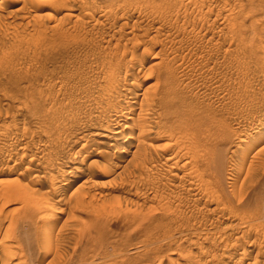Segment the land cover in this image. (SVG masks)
I'll return each instance as SVG.
<instances>
[{"label":"rangeland","instance_id":"374dc122","mask_svg":"<svg viewBox=\"0 0 264 264\" xmlns=\"http://www.w3.org/2000/svg\"><path fill=\"white\" fill-rule=\"evenodd\" d=\"M119 1L121 2L0 0V263L13 264L19 260L21 264H254L255 260H258L257 264H264V207L257 202L258 199L264 200V160L261 159L264 155H260L264 153V32L261 29L264 28V25H261L264 22V0H252L256 5L250 0H201L206 4L203 5L206 9L201 11L203 3L200 0L191 1L193 5L189 3V6V0H183V7L180 6L181 1L176 2L178 0H126L127 3L125 0H122V3ZM134 1L138 2V6L148 7L150 10L147 8L145 11L149 12H144L141 7L143 11L139 7L136 8ZM146 1H150L151 5ZM152 1H155V4ZM170 1L178 8L175 9L174 4L167 7L169 3H165ZM144 3L147 5L144 6ZM156 3L161 5L157 6ZM222 3H227V6ZM250 4L258 7L255 14H252L254 9L247 10L251 7ZM242 5L246 7L243 8ZM68 6L72 12L67 9ZM199 6L198 10L203 18H209L208 22L206 18L198 17ZM229 6L231 10H228ZM127 7L134 12L130 9L127 11ZM161 7L170 8L167 9V14L166 10L164 12L163 8L161 9L166 16L162 11L158 12ZM195 9L199 12L196 13L197 17H194ZM177 10L178 17H175ZM203 10H210V13H202ZM226 10L227 13H237L236 16L234 13L232 15L238 18L240 25H245L241 29H245L247 34L250 33L249 36L255 32V37H249L244 33L245 30H241L245 35L243 43L242 35L235 32L236 28L235 31L231 29V26L230 34L229 20L234 17L227 14ZM142 12L147 16L151 12L149 19ZM179 12H184V16L188 14L186 17H190L191 21L196 19L194 22L189 21V18L186 20ZM123 14H127L125 18ZM204 14H210V17ZM225 14L227 16H224ZM256 14V21L262 18V22L259 20L260 25L255 26ZM156 18L163 22L168 20L161 24L160 19L156 21ZM175 18L181 21H176ZM202 19L207 22L204 23L207 28L202 25ZM183 21H187L191 26V32L190 26L182 23ZM195 21L196 28L193 26ZM180 24L182 28L186 27L185 31L177 26ZM210 25L212 28L209 31ZM251 25H254V28ZM257 26L259 27L256 30ZM177 27L182 34H178ZM192 29L197 30L195 32ZM202 34L204 40H200ZM248 37H254L252 40L255 43L251 42L250 45ZM238 38L242 41L240 45L237 44ZM256 43L259 44L258 47ZM248 45L251 48L247 47ZM149 68L153 69V72H149ZM166 68L168 70L165 71L171 74L168 80L169 73L164 71ZM162 76L164 79H161ZM114 79H117V83H114ZM110 83H119L120 90ZM148 87L150 89H147ZM115 88L118 92L113 91ZM129 91H135L136 95L133 93L135 97L132 107L130 106L131 119L126 120L127 123L117 129L121 139L129 129L136 127L135 119L138 118L136 116L139 107H142L140 105L151 103L148 108L152 107L157 111L161 102L168 100L169 96H174V101L170 97L169 103L173 104L170 110L175 109L174 112L177 115L182 114V118L190 115L192 119L197 120L214 121L217 118V125H222L226 133V166L220 174H214L215 179L208 178L207 181V178H200V181L204 179V186L217 191L216 195L214 191L208 190L211 192L209 198L212 196L220 200L221 197V201L211 200L212 203L208 204L212 198L205 200L208 191L203 189V184L201 189L200 186L199 189L193 187L198 176L192 168H183V162L177 166H182L183 171L168 165L165 160L166 153H161L159 149L168 145L170 139L156 141L139 138V141L137 138L130 146L126 154L128 156L124 154L118 158L117 153L122 143L115 142L114 136L106 133L111 129L108 118L113 115V97L130 94ZM118 93L120 94L117 95ZM144 94L146 100L143 99ZM110 95H113L112 99H109ZM164 95L167 98L160 99ZM78 99L82 101L81 104L77 102ZM142 99L148 103L142 104ZM96 102L98 105L100 103V109ZM101 107L104 109L101 110ZM93 108L96 112H92ZM178 108L180 111H176ZM97 110L103 114L99 116L101 112ZM123 112L126 113V110ZM261 124L263 129L259 131L255 127ZM240 139L244 141L240 146L241 157L231 156L232 160L235 158L232 161L231 157L229 158L233 152L231 150L239 144ZM137 141L148 143H143L145 148L148 146L147 150L142 146L143 153L142 150L137 152ZM98 142L100 144H97ZM83 144L85 150L81 146ZM156 144L163 146L157 148ZM151 148L155 153L159 150L158 153L162 155L160 154L159 158L158 153L156 158L150 156L154 155ZM241 150H246V153H241ZM105 151L109 152L108 155ZM133 151L136 152L137 158L131 156ZM182 152L181 155L184 154ZM254 154L255 156H251ZM158 163L163 166L160 168ZM153 164H158L156 169ZM143 165L146 172L142 170ZM231 170L232 173H239V176L233 173V177L239 180L235 179V189L228 187L226 181ZM75 175H79V178L67 190L66 185ZM218 177L221 178L220 185L225 190L217 183ZM29 178H33L30 182L33 185L29 184L30 188L27 189L24 182L30 181ZM19 181L23 182L21 185H24L22 188L27 198L25 196L4 199L1 191L12 183L16 186L14 190L19 192ZM186 181L193 185H187ZM57 183L63 186H60L59 191H53V185ZM216 187L220 188L217 190ZM30 189L31 192H37L36 195L47 192L49 196H53L48 199L51 200L48 202L50 204L44 202L45 205L39 196L30 194ZM222 191L228 192L226 197L223 195L225 198ZM59 199H64L62 205L56 202ZM223 202L225 205L222 210L226 209L225 213L219 210ZM217 204L220 205L218 208ZM258 209L260 213L251 216ZM227 210H230V213L233 211V215ZM55 213L59 214L57 219H51L52 222L43 234L42 223L47 217L57 215ZM18 219H22V222L18 223ZM17 223L19 225L16 227ZM253 228H258V231ZM242 233L246 235L242 237ZM5 239L7 241H4ZM6 251L15 257L12 258ZM240 253L245 256L242 258ZM4 258L8 261L5 259L4 262Z\"/></svg>","mask_w":264,"mask_h":264},{"label":"bare ground","instance_id":"6f19581e","mask_svg":"<svg viewBox=\"0 0 264 264\" xmlns=\"http://www.w3.org/2000/svg\"><path fill=\"white\" fill-rule=\"evenodd\" d=\"M59 1V0H58ZM61 1V0H60ZM124 1V0H123ZM126 1V0H125ZM124 1V2H125ZM127 1H129V0H127ZM127 1L125 2V3H127ZM132 1V0H131ZM138 1V0H137ZM141 0H139V2H140ZM143 1V0H142ZM145 1V0H144ZM160 1V0H159ZM158 1V2H159ZM163 1H165V0H163ZM163 1H161L160 3H162ZM167 1V0H166ZM172 1V0H171ZM167 2V3H165V5L166 4H168L167 5V7L169 6V5H171L172 4V2ZM173 1H175V0H173ZM181 1V4H180V6L181 7H183L182 6V2H184L183 0H178V1H176V2H180ZM190 1V2H189ZM189 1H187L188 3V6H189V3H190V5L193 3V2H191V1H193V0H189ZM201 1V0H200ZM200 1H199V3H200ZM203 1V0H202ZM201 1V3H203ZM205 1V0H204ZM229 0H227V2H228ZM250 1H252V0H250ZM255 1V0H254ZM254 1H252L253 2V4H255V2ZM258 1V0H257ZM257 1H256V3H257ZM120 2V1H119ZM135 2V1H134ZM150 2V1H149ZM148 2V3H149ZM153 2V1H152ZM155 2V1H154ZM153 2V3H154ZM195 2V1H194ZM198 1H196V3H197ZM221 2V1H220ZM231 2H233V1H231ZM235 2V1H234ZM233 2V3H234ZM238 2V4L241 2H239V1H237ZM259 2V1H258ZM116 3V2H115ZM120 3H122V0H121V2ZM120 3H118L119 5L118 6H120ZM130 3H133V2H130ZM130 3L128 4V5H130ZM136 3H138V2H135V7L136 8H138L139 7V9H141V8H144V12H147V11H145L147 8L146 7H141L142 5H140V6H138V5H136ZM143 3V2H142ZM146 3H147V1H146ZM147 3V4H148ZM160 3H156V5L157 6H160L161 4ZM205 3V2H204ZM204 3L202 4V7H203V5H204ZM225 3V2H224ZM244 3V2H243ZM248 3H250V2H248ZM58 4H61V3H59L58 2ZM147 4H143L144 6H146ZM150 5H151V3H149ZM148 4V5H149ZM155 4V3H154ZM154 4H152L153 6H156V5H154ZM163 4V3H162ZM173 4H174V7H175V3L173 2ZM173 4H172V6H173ZM178 4V5H179ZM195 4V3H194ZM198 4V3H197ZM223 4V3H222ZM227 4V3H226ZM225 4V5H226ZM240 4H242V3H240ZM123 5H126V4H123ZM127 5V6H128ZM193 5V4H192ZM199 5V4H198ZM206 5V4H205ZM204 5V6H205ZM208 5H209V3H208ZM211 6L213 5V4H210ZM224 5V4H223ZM224 5V6H225ZM234 4H231V6H233ZM246 5V4H245ZM251 5V4H250ZM249 5V6H250ZM256 5V4H255ZM258 5H260V4H258ZM60 6V5H59ZM117 6V5H116ZM116 6H115V8H116ZM118 6H117V9H118ZM131 6H132V4H131ZM152 6V8H153V11H154V7ZM156 6V7H157ZM185 7L187 6V5H184ZM187 6V7H188ZM223 6V8H225ZM239 6V5H238ZM254 6V5H253ZM252 5H251V7L248 9L247 8V10H253V13L252 12H249V13H252V14H255L257 11L255 10L256 8H258L257 6H256V8L255 7H253ZM67 7V6H66ZM112 7H114L113 5H112ZM135 7L133 6V9H135ZM141 7V8H140ZM155 7V8H156ZM163 8V7H161L160 9H158L159 11L158 12H160V11H162V13H163V15H165L166 16V14H167V9L168 8ZM171 7V6H170ZM185 7H184V10H185ZM194 7H196V4L194 5ZM193 6H192V8H194ZM201 7V9H200V6H199V8H197V10L198 9H200V11L202 10V9H206L205 7H203L202 8ZM217 7V6H216ZM241 7H243V5L241 6ZM241 7H239V9L241 8ZM246 6H244L243 8H245ZM253 7V8H252ZM72 8V7H71ZM115 8H113V9H115ZM120 8H124V7H120ZM119 8V9H120ZM163 8V10H164V12H165V10H166V14L163 12V10H161ZM173 8V7H172ZM178 7L176 6L175 7V9H177ZM189 8V7H188ZM188 8H186V9H188ZM209 8H210V6H209ZM208 7H207V9H209ZM222 8V7H221ZM231 7L229 6V9L228 10H231L230 9ZM234 8H236V5L234 6ZM67 9H69V6H68V8ZM74 9V8H73ZM127 9H128V7H127ZM129 9H130V7H129ZM129 9L127 10V11H129ZM157 9V8H156ZM175 9H173V13H174V10ZM180 9V8H179ZM182 9V8H181ZM238 9V10H239ZM70 10V9H69ZM75 10V9H74ZM123 10V9H122ZM131 11H132V9H130ZM138 10V9H137ZM142 11H143V9H141ZM140 10V11H141ZM148 10H150L149 8H148ZM168 10H170V8L168 9ZM211 10V9H210ZM210 10L209 11H207V12H204V10L202 11V13H210ZM228 10H226V13H227V11ZM234 10V9H233ZM246 10V11H247ZM71 11V10H70ZM73 11V10H72ZM71 11V12H72ZM153 11H151L152 12V14H153ZM171 11H172V9H171ZM171 11H168V12H171ZM181 11V10H180ZM182 11H183V9H182ZM186 11V10H185ZM188 11V10H187ZM186 11V12H187ZM191 11H194V10H192L191 9ZM199 11V10H198ZM199 11V12H200ZM206 11V10H205ZM235 11V10H234ZM132 12H134V10L132 11ZM149 12V11H148ZM147 12V13H148ZM151 12L148 14V16L145 14V13H143V14H145L144 16L146 17V18H148V17H150L151 15ZM156 12V11H155ZM155 12H154V14H155ZM199 12H196V9H195V16L194 17H197L198 16V14L196 15V13H199ZM224 12V11H223ZM230 12V11H229ZM228 12V13H229ZM232 12V11H231ZM243 12V11H242ZM125 13H127L126 12V9H125ZM157 13V12H156ZM161 13V14H162ZM177 13H178V10L175 12V17H178V16H176L177 15ZM180 13V12H179ZM184 13V12H183ZM182 13V14H183ZM188 13V12H187ZM192 14L194 13V12H191ZM212 13V12H211ZM219 12H217V14H218ZM227 13V14H228ZM234 13V14H233ZM232 14L233 15H235L236 16V14H235V12H233ZM239 13V12H238ZM246 14L248 13V11L247 12H245ZM68 14H70V13H68ZM130 14V13H129ZM142 14V15H143ZM161 14H159V15H161ZM172 13H170V15H171ZM181 14V13H180ZM181 14V15H182ZM189 14H190V12H189ZM213 14V13H212ZM227 14H225L224 16H227ZM229 14H231V13H229ZM231 14V15H232ZM252 14H250V15H252ZM72 15V14H71ZM70 15V16H71ZM106 15V14H105ZM127 14H123L122 16H123V18H125V16H126ZM150 15V16H149ZM169 15V14H168ZM169 15V16H170ZM179 15V14H178ZM188 14H186L185 16L184 15H182V16H184V17H186ZM200 15H201V12H200ZM198 16V17H201V18H203L202 17V15L201 16ZM205 15V14H204ZM203 15V16H204ZM210 15V14H209ZM209 15H205V16H209ZM230 15V16H231ZM232 15V16H233ZM249 15V14H248ZM257 15V14H256ZM255 15V21H256V19L258 18V15L256 16ZM67 16H69V15H67ZM121 16V17H122ZM154 16V15H153ZM152 16V17H153ZM155 16H157V14H155ZM154 16V17H155ZM180 16V15H179ZM189 16V15H188ZM219 17H220V14L218 15ZM230 16H229V18H230ZM231 16V17H232ZM76 17V16H75ZM151 17V18H152ZM160 18L162 17V15L161 16H159ZM171 17V16H170ZM170 17H169V19H170ZM183 17V18H184ZM194 17H192V18H194ZM210 17V16H209ZM234 17V16H233ZM239 17V16H238ZM245 17H246V15H245ZM150 18V19H151ZM160 18H158V19H160ZM168 18V17H167ZM171 18H174V16H172ZM189 18V19H188ZM186 17V18H184V19H188L189 21H191V19H190V17ZM204 18H206V17H204ZM203 18V19H204ZM208 18V17H207ZM205 19L207 22H208V19ZM226 18V17H225ZM225 18H224V22H226L225 21ZM241 18V17H240ZM250 18V17H249ZM149 19V18H148ZM153 19V18H152ZM157 19V18H156ZM155 19V20H156ZM156 20V21H159V20ZM162 19V18H161ZM161 19H160V21H161ZM163 19H164V17H163ZM179 19V18H178ZM178 19H176L175 18V20L177 21ZM180 19H182L181 18V16H180ZM179 19V20H180ZM196 18H194L193 20H195ZM202 19V22H203V24L202 25H204V23L206 24L207 22L206 21H204ZM217 19H219L218 17H217ZM232 19V20H231ZM242 19H243V17H242ZM168 19H165V21H167ZM171 20V19H170ZM178 20V21H179ZM192 20V21H193ZM198 20H200L199 18H198ZM215 20V19H214ZM213 20V21H214ZM229 20V19H228ZM227 20V23L229 22V23H231V25H229V29L226 27V26H228L226 23V26H225V24L223 25V26H225V28L226 29H228L230 32V34H232V30L231 29H234V31H235V28H236V30L237 31H235L236 33H238V34H241L242 35V37L243 36H245L242 32H241V30L242 31H244L243 29H241L242 27H243V25L244 24H242V25H240L238 22V18L236 17H234V18H230V20L228 21ZM246 20V18H244V20L243 21H245ZM259 20L260 19H258V21H256L257 23H254V25L256 24H259L260 25V22H259ZM165 21L163 22V21H161V24H162V22L163 23H165ZM175 21V22H176ZM181 21V20H180ZM191 21V22H192ZM197 21V20H196ZM195 21V24L193 25V26H195L194 28H196V22ZM261 22H262V18H261V20H260ZM263 21H264V19H263ZM173 22H174V20H173ZM194 22V21H193ZM201 22V23H202ZM242 22V21H241ZM137 23V22H136ZM182 23H187V21H183ZM181 23V24H182ZM190 23V22H189ZM198 23H200V21H198ZM222 23V22H221ZM242 23H244V22H242ZM246 23V22H245ZM252 23V22H251ZM251 23H249V24H251ZM138 24V23H137ZM156 24V23H155ZM178 24V23H177ZM181 24L180 25H177V26H180L181 27ZM157 25V24H156ZM176 25V24H175ZM186 25H188V23L186 24ZM201 24H199V26H200ZM201 25V26H202ZM254 25H251V26H253V28H254ZM255 25V26H256ZM261 25H264V22L261 24ZM134 26H136V25H134ZM150 26H151V24H150ZM162 26V25H161ZM182 26H184V25H182ZM188 26H190V25H188ZM198 26V25H197ZM200 26V27H201ZM208 26V25H207ZM211 26V25H210ZM222 26V27H223ZM232 28H231V27ZM245 26V25H244ZM158 27V26H157ZM163 27V26H162ZM200 27H199V29H200ZM204 27H206V25H204ZM250 27V26H249ZM259 26H257V27H255V29L256 28H258ZM159 28H161V27H159ZM175 28H176V26H175ZM175 28H173L174 30H176ZM186 28V27H185ZM185 28H182L181 27V29H183V31H185L184 29ZM190 28V32H191V26L189 27ZM202 28V27H201ZM207 28V27H206ZM212 28V26L209 28V31H210V29ZM224 28V27H223ZM222 28V29H223ZM224 28V29H225ZM231 28V29H230ZM204 29V28H203ZM203 29H201L202 31H203ZM249 30H250V28H248ZM248 29H247V31H248ZM251 29H252V27H251ZM255 29H254V31H255ZM261 29H263V31L262 32H264V28L262 27ZM157 30H159V29H157ZM161 30V29H160ZM177 32H178V34H182V33H179L180 31V29H178V27H177ZM193 31H195L196 32V30H194V29H192ZM227 30V31H228ZM257 30V29H256ZM183 31H181V32H183ZM187 32H189V30L187 29L186 30ZM199 31V30H198ZM206 31H207V29H206ZM253 31V30H252ZM174 32H176V31H174ZM176 32V33H177ZM201 32V31H200ZM200 32H199V34H200ZM250 32V31H249ZM175 33V34H176ZM183 33H185V32H183ZM198 33V32H197ZM197 33H195V34H197ZM207 33H208V31H207ZM210 33V32H209ZM234 33V32H233ZM244 33H246V35H250V33L249 34H247V32H246V30H245V32ZM255 33V32H254ZM253 33V34H254ZM189 34V36L191 35L190 33H188ZM204 34V33H203ZM203 34L202 35H200V36H202V38H200V40L201 39H205V38H203ZM212 34H213V32H212ZM211 34V35H212ZM251 35V36H254L255 37V34L254 35ZM259 34H261V33H259ZM177 35V34H176ZM193 35H194V33H193ZM204 35H206V34H204ZM234 35V34H233ZM237 35V34H236ZM263 35H264V33H263ZM195 36V35H194ZM251 36H249V37H251ZM197 37H199V35L197 34ZM205 37V36H204ZM206 37H208V36H206ZM235 37V36H234ZM241 36H240V38H242ZM247 38V39H250L249 40V44L252 42H254L252 39H254V37H252V39L251 38ZM259 37V36H258ZM189 38V37H188ZM231 38H232V36H231ZM235 38H237V36L235 37ZM235 38H233V40H235ZM197 39H199V38H197ZM258 39V38H257ZM256 39V40H257ZM200 40H198V41H200ZM202 40V41H203ZM239 40H240V42H239ZM242 40H243V43H244V37L242 38ZM198 41H196V42H198ZM247 41V40H246ZM259 42H260V40H259ZM258 42V43H259ZM199 43V42H198ZM241 44L242 43V41H241V39H239L238 38V43L237 44ZM255 43V42H254ZM253 43V44H254ZM239 44V45H240ZM262 44V43H261ZM198 45V44H197ZM250 45H252V44H250ZM250 45H248L247 47H249ZM258 45L259 44H257L256 43V46L258 47ZM244 46V44H242V47ZM255 46V45H254ZM255 46V47H256ZM264 46V45H263ZM250 48H251V46H250ZM260 48H262V47H260ZM259 48V49H260ZM264 48V47H263ZM253 49V48H252ZM258 49V48H257ZM256 49V50H257ZM255 50V49H254ZM263 51V50H262ZM202 53V52H201ZM257 54V53H256ZM156 55V54H155ZM182 58V57H181ZM142 59H140V61H141ZM142 63V62H141ZM139 65V64H138ZM158 66V65H157ZM109 67H111V66H109ZM114 67V66H113ZM140 67V66H139ZM116 67H114V69H115ZM141 68H142V66H141ZM154 68H156V67H154ZM117 69V68H116ZM157 69V68H156ZM155 69V70H156ZM112 70V69H111ZM151 70V68H149V72H151L150 71ZM165 70H168L167 68L166 69H164V71ZM113 71V70H112ZM163 71V72H164ZM108 72H110V71H108ZM153 72V71H152ZM166 73H169V71H165ZM115 73H116V71H115ZM155 73V72H154ZM117 74V73H116ZM163 73H161V75H162ZM165 74V73H164ZM108 75V74H107ZM160 75V76H161ZM167 75V74H166ZM171 76V74L169 73L168 75H167V80H168V76ZM110 76V75H109ZM113 76V75H112ZM116 77V76H115ZM164 77H165V75H164ZM164 77L162 76L161 77V79H164ZM160 79V80H161ZM115 80V79H114ZM117 80V79H116ZM116 80L114 81V83L116 82ZM166 80V79H165ZM164 80V81H165ZM166 80V81H167ZM161 81H163V80H161ZM170 81V80H169ZM168 81V82H169ZM109 82H111V80L109 81ZM108 82H106V84H107ZM117 83V82H116ZM111 85H113L112 83H110ZM110 84H108L109 86H110ZM168 84V83H167ZM114 85H116V84H114ZM113 85V86H114ZM118 85H120L119 83H118ZM118 85H116L117 87H118ZM115 87V86H114ZM112 89H113V87H111ZM107 89V88H106ZM118 89L120 90V88L118 87ZM117 89V90H118ZM139 89V88H138ZM137 89V90H138ZM147 89H150V87H148ZM147 89H145V90H147ZM116 90V88L113 90L114 92H116L115 91ZM136 90V89H135ZM136 90V91H137ZM145 90H144V92H145ZM105 91V90H104ZM109 91V90H108ZM112 91V90H111ZM132 91V90H131ZM113 92V93H114ZM118 92V91H117ZM126 92H128V91H126ZM130 92V91H129ZM135 92V91H134ZM133 92V93H134ZM143 92V93H144ZM103 93V92H102ZM105 93V92H104ZM121 93V92H120ZM120 93H118L117 95H119ZM124 93H125V91H124ZM133 93H131L130 92V94H127V95H119V96H117V97H113V98H115V99H113L114 100V102H115V104H114V102H113V100H111L110 102L112 103V107H111V104H110V102H109V106L113 109V115H109L110 117L108 118L109 120H110V122H111V129H107L108 131L106 132L108 135L109 134H111V135H113L114 137H113V140L115 141V142H121L122 143V145H121V149L120 150H118V153H117V156H118V158H120L119 156H121V155H126V154H128L127 152L129 151V149H130V146L132 145V143L138 138V140L140 141V139H143V140H148V139H153V140H156V141H163V140H169V143H168V145L166 144V146L164 145V147H161V146H163V145H157L156 147L158 148V146L159 147H161V149H159V150H161V153H166V159L165 160H167V162H168V165H170L172 168H178L177 166L179 165V163L180 162H183L184 164L182 165L183 166V168H185V167H187L188 169H189V167L190 168H192V170L194 171V173H195V175H197L198 177H199V179H197L198 177H196V182H195V186H193V187H195L196 189H199V186H200V189H201V184H203V181H204V179L206 180V178H207V181H208V178H209V180H213V178L215 179V175L214 174H220V172L221 171H223L224 170V166H226V165H224L225 164V152H226V148H228V147H226V146H228V144H227V142H226V133H225V131H224V128H223V126L222 125H220V124H218L217 125V123H216V119L217 118H215V120L214 121H212V120H197V119H192L190 116H192V115H190V116H187V117H185V116H183V118L181 117L182 116V114L180 115V114H176V112H174V110L172 111V110H170L171 108V105H173V104H171L170 105V103L169 102H171V100H170V97L171 96H169L168 98V100H170V101H168V100H164V101H162L161 102V104H160V106H159V112H157V111H154L155 110V108L153 109L152 107V109L151 108H148V107H150L149 105L151 104H147L146 105V103H148V102H146L145 100H146V93L143 95V96H141V97H143V99H145L144 101H143V99H142V101H143V103L142 104H145L146 106H147V108H146V106H143V105H140V106H142V107H139V109H138V113H137V116L136 117H138V118H136L135 120L137 121H135L136 123H135V125H136V127H134V129L133 128H131V129H129V131L126 133V136L124 135V138L123 139H121V134L118 132V130L117 129H119L120 127H121V125H123L125 122H126V120H128L129 119V116H130V108L132 107V105H133V97H135L134 96V94ZM107 94H109V93H107ZM136 95V94H135ZM170 95V94H169ZM174 95V94H173ZM172 95V96H173ZM111 96V97H110ZM109 97V99H112V96L113 95H110ZM116 96V95H115ZM165 96V97H164ZM164 96H162L160 99H162V98H167L166 97V95H164ZM102 97V96H101ZM100 97V98H101ZM105 97V96H104ZM174 97V96H173ZM173 97H171V99L173 98ZM176 97V96H175ZM159 98V97H158ZM160 99H157V100H160ZM176 99V98H175ZM101 100V99H100ZM103 100H105L106 101V99L105 98H103ZM163 100V99H162ZM177 100V99H176ZM84 101V100H83ZM105 101H103V102H105ZM107 101H108V97H107ZM161 101V100H160ZM172 101H174L173 99H172ZM77 102H82V101H80V99H78L77 100ZM101 102V101H100ZM146 102V103H145ZM78 103V104H79ZM84 103V102H83ZM97 103V102H96ZM138 103V102H137ZM152 103H153V101H152ZM81 104V103H80ZM102 104V103H101ZM106 104H107V102H106ZM140 104V103H139ZM174 104H175V102H174ZM97 105H98V103H97ZM96 105V106H97ZM103 105H105V103L103 104ZM102 105V106H103ZM113 105H114V108H113ZM99 107V109H100V103H99V105H98ZM107 106V105H106ZM131 106V107H130ZM135 106V105H134ZM139 106V105H138ZM95 107V106H94ZM103 107H105V106H103ZM103 107H101V110H103L104 108ZM108 107V106H107ZM173 107V106H172ZM175 107V106H174ZM103 108V109H102ZM106 108V107H105ZM205 108V107H204ZM96 109V108H95ZM109 109V108H108ZM179 109V108H178ZM124 110H126V113L125 112H123L122 113V111H124ZM188 110V109H187ZM195 110V109H194ZM198 110V109H197ZM100 111V110H99ZM98 110H97V112H99ZM105 111H107V110H105ZM104 111V112H105ZM110 111V110H109ZM176 111H180V109L179 110H176ZM183 111H185V110H183ZM92 112H96V110L94 111V108H93V111ZM91 112V113H92ZM101 112V111H100ZM108 112V111H107ZM130 112V113H129ZM198 112H200V111H198ZM90 113V112H89ZM90 113V114H91ZM106 113V112H105ZM119 113V114H118ZM180 113V112H179ZM181 113H184V112H181ZM186 113V112H185ZM189 113V112H188ZM209 113V112H208ZM97 114V113H96ZM101 114H103V112H101L100 114H99V116L101 115ZM109 114V113H108ZM111 114V113H110ZM202 114V113H201ZM206 114V113H205ZM93 115H95V114H93ZM104 115H106V114H104ZM103 115V116H104ZM133 115V114H132ZM135 115V114H134ZM180 115V116H179ZM208 115V114H207ZM213 115V114H212ZM107 116V115H106ZM102 117V116H101ZM108 117V116H107ZM100 118V117H99ZM106 118V117H105ZM209 118V117H208ZM101 119H103V118H101ZM107 119V120H108ZM131 119V118H130ZM129 119V120H130ZM132 121V120H131ZM222 121V120H221ZM220 121V122H221ZM109 122V121H108ZM127 123V122H126ZM222 123H224V122H222ZM260 124V123H259ZM110 125V124H109ZM134 125V126H135ZM227 125V124H226ZM258 125V124H257ZM130 126V125H129ZM253 126V125H252ZM264 126V125H263ZM227 127H229V126H227ZM250 127V126H249ZM126 128V127H125ZM124 128V129H125ZM128 128V127H127ZM256 129H258L259 131L260 130H262L263 129V127H262V124L261 125H259L258 127H255ZM102 129V128H101ZM104 129V128H103ZM230 129V128H229ZM248 129V128H247ZM251 129V128H250ZM254 129V128H253ZM105 131H106V129H104ZM116 130H117V132H116ZM234 131V130H233ZM247 131H250V130H247ZM254 131H256V130H254ZM252 132V131H251ZM234 133V132H233ZM228 134V133H227ZM248 134V133H247ZM92 135V134H91ZM96 135V134H95ZM98 135V134H97ZM96 135V136H97ZM102 135H103V133H102ZM101 135V136H102ZM246 136V135H245ZM104 137V136H103ZM102 137V138H103ZM105 137H107V135L105 136ZM242 137H244V136H242ZM247 137V136H246ZM140 138V139H139ZM122 141H121V140ZM139 141H137V148H136V150H137V152H141V150H142V146L144 147V144H146L145 143V141L144 142H139ZM155 142V141H154ZM242 142H244V141H242V139H240L239 140V144L236 146L235 145V148H233L232 150H231V152L232 153H230L231 155L229 156V158L232 156V157H236V158H239V157H241V156H239L240 155V146H241V143ZM144 143V144H143ZM151 143V142H150ZM97 144H100V142H98ZM148 144V143H147ZM146 144V145H147ZM155 144V143H154ZM165 144V143H164ZM136 145V144H135ZM146 145H145V147H146ZM231 145V144H230ZM242 145H243V143H242ZM82 146V148H83V150H85L84 149V144L83 145H81ZM114 146H116V145H114ZM134 146V145H133ZM150 146H151V144H150ZM233 146V145H232ZM135 147V146H134ZM144 147V149H146L147 150V148H148V146H147V148H145ZM154 147V146H153ZM156 147L154 148V149H156ZM226 147V148H225ZM162 148H164V150L162 151ZM150 149V148H149ZM152 149V148H151ZM243 149V148H242ZM140 150V151H139ZM158 150V151H159ZM109 151V150H108ZM152 151L153 152H151V153H154V155H152L151 153V155L150 156H153V157H157L156 156V153H158V151H156V153L154 152V150L152 149ZM182 151H186V152H182ZM243 151H245V153H246V150H241V153L243 152ZM89 152V151H88ZM88 152H86V155H88L87 153ZM99 152V151H98ZM107 151H105V153H106ZM134 152V151H133ZM146 152V151H145ZM181 152L182 153H184V154H182L181 155ZM82 153V152H81ZM109 153V152H108ZM108 153H106L107 155H108ZM136 152H134V154L133 155H131V156H133V157H136L137 158V156H136V154H135ZM142 153H143V150H142ZM142 153H139V154H142ZM160 153V154H161ZM186 153V154H185ZM257 153H259V152H257ZM104 154V153H103ZM159 153H158V158H159V155H160ZM244 154V153H243ZM135 155V156H134ZM138 155V154H137ZM162 155V154H161ZM163 155H165V154H163ZM256 155H259V154H256ZM261 156L262 155H264V153L263 154H260ZM259 155V156H260ZM126 156H128V155H126ZM126 156H124V157H126ZM148 156V155H147ZM251 156H255V154L254 155H251ZM232 157H231V160H232ZM243 157V156H242ZM249 157V156H248ZM106 158H108V157H106ZM117 158V157H116ZM136 158H134V160L136 159ZM140 158V157H139ZM150 158H152V157H150ZM162 158H164V157H162ZM161 158V159H162ZM83 159V158H82ZM121 159H123V158H121ZM147 159H149V156H148V158ZM181 159H183V160H181ZM261 159H263L264 160V156H262L261 157ZM117 160V159H116ZM120 160V159H119ZM133 160V161H134ZM153 160V159H152ZM155 160H158V159H155ZM164 160V161H165ZM230 160V161H231ZM233 160H235V158L233 159ZM232 160V161H233ZM241 160V158L238 160V161H240ZM249 160V159H248ZM137 160H135V162H136ZM151 161V160H150ZM228 161V160H227ZM244 161V160H243ZM243 161H241V162H243ZM119 162V161H118ZM142 162V161H141ZM144 162H146V159H145V161ZM144 162H142V164H144ZM149 162V161H148ZM153 162H155V161H153ZM158 162V161H157ZM247 162V161H246ZM137 163V162H136ZM228 163H230L229 161H228ZM243 163H245V161L243 162ZM243 163H241L242 165H243ZM249 163V162H248ZM116 164V163H115ZM115 164H114V166H115ZM147 164V163H146ZM149 164V163H148ZM152 164V163H151ZM155 164H156V162H155ZM159 164V163H158ZM157 164V165H158ZM162 164V163H161ZM246 164V163H245ZM118 165V164H117ZM130 165V164H129ZM156 165V166H157ZM164 165H166L167 166V164L164 162ZM264 165V164H263ZM135 166H137V165H135ZM153 166H155L154 164H153ZM155 166V168L154 169H156L157 167ZM159 166H160V164H159ZM163 166V164L160 166V168ZM165 166V167H166ZM182 166H181V168H180V170H182L183 171V168H182ZM143 167H144V165H143ZM142 167V170L144 169V171L146 170L145 169V167L143 168ZM152 167V166H151ZM229 167V166H228ZM244 167V166H243ZM147 168V167H146ZM179 168L177 169L178 171H179ZM242 168V167H241ZM241 168H240V170H241ZM61 169V168H60ZM148 169V168H147ZM159 169V168H158ZM167 169H168V167H167ZM230 169H232V168H230ZM229 169V170H230ZM57 170V169H56ZM138 170V169H137ZM169 170V169H168ZM174 170V169H173ZM187 170V169H186ZM192 170H190L189 172L190 173H192L191 171ZM239 170V172H241ZM58 171H59V169H58ZM61 171V170H60ZM147 171V170H146ZM145 171V172H146ZM243 171V170H242ZM135 172V171H134ZM166 172V171H165ZM219 172V173H218ZM235 173H237V175L239 174L238 173V171L236 172V171H234ZM233 172V173H234ZM55 173H57L58 174V172L56 171ZM79 173V172H78ZM172 173H174V172H172ZM233 173H232V170H231V172H230V175H229V177H227V179H226V181H227V183H228V187H232V189H235L236 187V185H237V183H235V179H237V178H234L233 176ZM143 174V173H142ZM142 174H141V177H142ZM182 174V173H181ZM186 174V173H185ZM189 174V173H188ZM188 174H186V175H188ZM229 174V173H228ZM140 175V174H139ZM172 175V174H171ZM174 175V174H173ZM177 174H175V176H176ZM185 175V176H186ZM194 175V174H193ZM194 175V176H195ZM224 175V174H223ZM227 175V174H226ZM236 175V174H235ZM79 175H75L73 178H72V181H69V183H68V185H66L67 187V190H68V188L71 186V184L77 179V178H79L78 177ZM135 176H137V173L135 174ZM190 176H192L191 174H190ZM193 176V177H194ZM239 176V175H238ZM140 177V178H141ZM181 177V176H180ZM184 177V176H183ZM189 177V176H188ZM224 177V176H223ZM138 178H139V176H138ZM139 178V179H140ZM161 178V177H160ZM202 178H204L203 180H202V182L200 181ZM219 179H216L218 182L217 183H219V185H220V180H221V178H222V176H221V178L220 177H218ZM260 178V177H259ZM30 179V178H29ZM31 179H33V178H31ZM31 179H30V181H28V182H24V185H21V184H23V182L22 183H20V181H19V187L22 189H20L19 190V187H18V190H19V192H16L14 189H15V185H13L12 183H10V184H8V186H7V188H5V189H3L2 191H1V193L3 192V196H4V199L5 198H7L6 200H8V199H11L10 197H23V198H25V193L23 192V188H22V186H24V187H27V189H29L30 187H28L29 186V184H32V183H30V182H32L31 181ZM142 179H143V177H142ZM180 179V178H179ZM184 179H185V177H184ZM189 179V178H188ZM192 179V178H191ZM195 179V178H194ZM223 179V178H222ZM11 180H14V182L15 181H17L16 179H11ZM37 180V179H36ZM35 180V181H36ZM186 180V179H185ZM199 180V181H198ZM225 180V179H224ZM224 180H223V182H224ZM244 180V179H243ZM190 181H192V180H190ZM189 181V182H190ZM193 181H195V180H193ZM207 181H205L206 183H208ZM237 181H239L238 179H237ZM18 182V181H17ZM34 182V181H33ZM187 182V181H186ZM197 182H199L198 184H197ZM209 182H211V181H209ZM244 182V181H243ZM184 183V182H183ZM225 183V182H224ZM246 183V182H245ZM137 184V183H136ZM189 183L187 182V185H188ZM193 185V183H190L189 185ZM212 184V183H211ZM235 184V186H233ZM33 185V184H32ZM62 184H60V183H57V184H55V185H53V187L55 188L53 191H59V188H60V186H61ZM191 185V186H192ZM207 185H209V183L207 184ZM213 185L215 186V183H213ZM224 185V184H223ZM242 185V187H243V184H241ZM52 186V185H51ZM63 186V185H62ZM203 186H204V184H203ZM206 186V185H205ZM205 186H204V188L203 189H205V191H208V190H211V189H209V187H207L206 186V188H208L207 190H206V188H205ZM210 186V185H209ZM212 186V185H211ZM220 186H222V185H220ZM65 187V186H64ZM225 187V186H224ZM227 187V186H226ZM234 187V188H233ZM241 187V186H240ZM46 188V187H45ZM189 188V187H188ZM188 188H187V190H188ZM195 188H193V190L195 191ZM215 188V187H214ZM220 188V187H219ZM218 188V189H219ZM222 188H223V186H222ZM65 189V188H64ZM192 188H190V190H191ZM216 189H217V187H216ZM217 189V190H218ZM224 189V188H223ZM31 190L32 189H30L29 190V192H31ZM215 190V189H214ZM214 190H211V192H213ZM222 190V189H221ZM225 190V189H224ZM240 190H242V188H240ZM239 190V192H240V195H241V191ZM14 191V192H13ZM24 191H25V188H24ZM192 191V190H191ZM198 191V190H197ZM201 190H199V192H200ZM13 192V193H12ZM25 192H27V191H25ZM44 192V191H43ZM203 192H204V190H203ZM202 192V193H203ZM209 192L210 191H208V194H207V196H208V198H207V196H205V200L206 201H208L207 199H210V198H212V196H211V194H210V198H209ZM210 192V193H211ZM215 192V191H214ZM35 194V193H37V192H31L30 194ZM131 193V192H130ZM129 193V194H130ZM136 193V192H135ZM135 193H133V194H135ZM216 193V195H217V191L215 192ZM222 193H224V194H222V196L224 195L225 196V194H227L228 192H224V191H222ZM53 194H54V192H53ZM204 194V193H203ZM214 194V193H213ZM212 194V195H213ZM237 194H239L238 192H237ZM16 195V196H15ZM50 194H47V192H44V193H40L39 195L37 194H35L34 196L35 197H38L39 196V198L41 199V200H43V203L44 202H46V203H48V202H50L51 200H49L48 201V199H49V197H53V196H49ZM54 195H56V194H54ZM194 195H196L195 194V192H194ZM197 195H198V193H197ZM204 195H206V194H204ZM203 195V196H204ZM231 194H229V196H230ZM202 196V195H201ZM201 196H199V197H201ZM213 196H215V194L213 195ZM220 196V195H219ZM218 196V197H219ZM223 196V198H225ZM228 196V195H227ZM228 196V197H229ZM61 197V196H60ZM197 197V196H196ZM198 197V198H199ZM228 197H227V199H228ZM233 197V196H232ZM232 197L231 198H229V201H230V199H232ZM26 198H27V196H26ZM39 198H38V201H39ZM162 198V197H161ZM198 198H197V200H198ZM214 198V197H213ZM210 199V201H208V204H209V202L210 203H212L211 202V200H213V202L214 201H221V197H220V200H218L216 197V199L214 198V199ZM222 198V199H223ZM234 198H236V197H234ZM51 199V198H50ZM45 200V201H44ZM47 200V201H46ZM62 200H64V199H62ZM62 200L61 199H59L58 201H56V202H58V204L60 205H62ZM224 200V199H223ZM226 200V199H225ZM194 202V201H193ZM196 202H198V201H196ZM231 202V201H230ZM230 202H228L229 204H230ZM233 202V201H232ZM257 202L259 203V204H261L262 205V207H264V200L263 199H258L257 200ZM35 203V202H34ZM217 203V202H216ZM215 203V204H216ZM226 203H227V201H226ZM45 204V203H44ZM48 204H50V203H48ZM220 204H222V202L220 203ZM232 204V203H231ZM230 204V205H231ZM46 205V204H45ZM206 205H207V203H206ZM218 205L219 204H217V207L216 208H218ZM225 204H224V202H223V205H221L222 207L220 208L219 207V210L220 211H222V212H226V211H224V210H226V209H224V210H222V208H224L223 206H224ZM228 205V204H227ZM212 206V205H211ZM220 206V205H219ZM244 207V206H243ZM232 208V207H231ZM165 209V208H164ZM168 209V208H167ZM244 209V208H243ZM218 210V209H217ZM216 210V211H217ZM218 210V211H219ZM228 211V213H230V210H227ZM233 212V211H232ZM232 212L230 213L231 215H233L232 214ZM259 212V209L257 210V211H255L254 213H252L251 214V216H253V214H259L258 213ZM53 213H54V211H53ZM57 213H59L58 211H57ZM57 213H55V214H57ZM223 213V214H224ZM227 214V213H226ZM230 214H228V215H230ZM58 215L59 214H57V215H51V217H47L48 219H45V221L42 223V232H43V234L45 233V231H46V227L49 225V223L50 222H52L51 221V219L52 220H55V219H57V217H58ZM222 215V214H221ZM245 215H247V214H245ZM249 215V214H248ZM223 216V215H222ZM235 217V216H234ZM249 217V216H248ZM244 219L246 218V217H243ZM228 219V218H227ZM247 219V218H246ZM20 220V221H19ZM22 219H18V223L20 222H22L21 221ZM15 221V220H14ZM16 223V222H15ZM17 223V225H16V227L19 225ZM53 223H54V221H53ZM12 224V223H11ZM13 225V224H12ZM13 227V226H12ZM15 227V225H14V228H16ZM249 228V227H248ZM251 228V227H250ZM254 229V231H255V229H256V231H258L257 229L258 228H253ZM236 230V229H235ZM251 230V229H250ZM238 230H236V232H237ZM241 231H243V230H241ZM252 231V230H251ZM240 232V231H239ZM238 233V232H237ZM246 234H248L247 232H245ZM241 234V233H240ZM246 234H243L242 233V237H243V235H246ZM9 240V239H8ZM241 240V239H240ZM4 241H7L6 239L4 240ZM237 242V241H236ZM3 243V242H2ZM249 246V245H248ZM11 250V249H10ZM243 251H244V249H243ZM243 251H241V252H243ZM7 253H8V251H6ZM5 252V253H6ZM244 253H245V251H244ZM10 254V256H11V254L12 253H8V255ZM246 254H247V252H246ZM7 255V256H8ZM14 255V254H13ZM12 255V256H13ZM240 255H242V258H243V256H245V254L243 255L242 253H240ZM1 256V255H0ZM9 256V257H10ZM11 256V257H12ZM4 257H6L5 255H4ZM8 257V259L9 260H12V259H10ZM15 257V256H14ZM14 257H12V258H14ZM246 257H248V256H246ZM245 257V258H246ZM5 259H6V261H8L7 260V258H4V262H6L5 261ZM240 260H242L241 258H240ZM244 260V259H243ZM19 261V260H18ZM18 261H15V263H13V264H21V263H19ZM245 261H246V259H245ZM2 262V261H1ZM243 262V261H242ZM241 262V263H242ZM257 262H259L258 260H257ZM257 262H256V260H255V262H254V264L256 263L257 264ZM0 264H2V263H0ZM6 264V263H5Z\"/></svg>","mask_w":264,"mask_h":264}]
</instances>
